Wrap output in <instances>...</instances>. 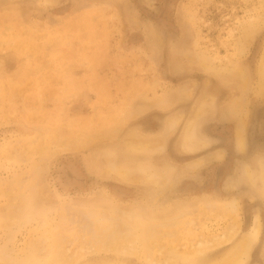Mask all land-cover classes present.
Segmentation results:
<instances>
[{
  "label": "rangeland",
  "instance_id": "obj_1",
  "mask_svg": "<svg viewBox=\"0 0 264 264\" xmlns=\"http://www.w3.org/2000/svg\"><path fill=\"white\" fill-rule=\"evenodd\" d=\"M232 258L264 264V0H0V264Z\"/></svg>",
  "mask_w": 264,
  "mask_h": 264
},
{
  "label": "bare ground",
  "instance_id": "obj_2",
  "mask_svg": "<svg viewBox=\"0 0 264 264\" xmlns=\"http://www.w3.org/2000/svg\"><path fill=\"white\" fill-rule=\"evenodd\" d=\"M191 132H192V130H191ZM191 136V135H190ZM186 137V136H185ZM187 138V137H186ZM190 139V138H189ZM184 144V143H183ZM192 145V144H191ZM256 229H257V227H256ZM229 260H231V261H229V262H226V264H233V263H235V258H232V259H229Z\"/></svg>",
  "mask_w": 264,
  "mask_h": 264
}]
</instances>
